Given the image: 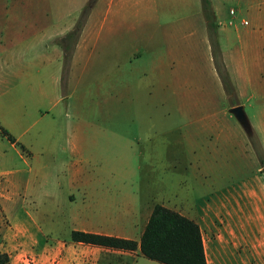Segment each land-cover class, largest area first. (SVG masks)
I'll use <instances>...</instances> for the list:
<instances>
[{
    "label": "rangeland",
    "instance_id": "rangeland-1",
    "mask_svg": "<svg viewBox=\"0 0 264 264\" xmlns=\"http://www.w3.org/2000/svg\"><path fill=\"white\" fill-rule=\"evenodd\" d=\"M209 1L217 54L225 71L222 50H233L244 31L253 30V35L244 37V42L256 47L248 71L264 83V67L257 68L251 60L255 56L264 60V0ZM88 2L0 0V7L10 9L0 12V179L9 181L11 192L27 195L24 202L13 196L14 203L2 207L11 216L30 208L44 231L50 230L51 217L58 238H68L70 216L81 207L67 204L54 187L67 182L65 166L71 159L67 139L76 125L82 128L87 147L82 178L101 199L87 208L86 215L92 216L90 227L136 238L144 225V208L150 203L169 204L170 196L176 201L200 202L222 192L247 199V193L255 189L256 176L264 177L260 163L264 149L255 132L246 133L228 111L239 96L228 72L233 91L227 93L223 86L219 73L224 71L217 69L213 58L201 0L141 3L139 12L152 20L146 24L154 36L148 49L140 47L139 58H132L131 63L115 56L100 61L93 51V56L84 58L82 72L79 65L70 69L71 57L64 58L61 46L64 35L59 36L63 31L51 27L65 24L70 31ZM242 20L247 24L241 25ZM38 28L46 31L40 33ZM118 64L120 70L115 71ZM182 81L192 92L184 100L173 94ZM191 96L200 105L205 98L214 99V105L188 110L186 101ZM245 113L254 123L257 105L253 97ZM226 119L246 133L247 146L234 132L230 139L215 136L218 129L211 122ZM190 139L198 142L194 151ZM208 148L213 151L201 158ZM199 162L206 166L197 168ZM259 165L261 174L257 173ZM2 207L0 234L6 224ZM0 260L8 261L7 254L0 252ZM105 261L127 264L128 257L108 253Z\"/></svg>",
    "mask_w": 264,
    "mask_h": 264
},
{
    "label": "crops",
    "instance_id": "crops-1",
    "mask_svg": "<svg viewBox=\"0 0 264 264\" xmlns=\"http://www.w3.org/2000/svg\"><path fill=\"white\" fill-rule=\"evenodd\" d=\"M144 2L146 0H96L74 45L70 69L79 65L83 72L86 67L85 59L93 56V51L96 53V59L100 61L109 56L111 58L115 56L122 62L131 63L132 58H139L140 55L136 54V51L140 47L148 49L154 38L146 25H150L149 23L152 22L151 16H146V12L141 15L138 9V6ZM144 8L146 9L145 6ZM0 10H4L0 12H5L10 9L0 7ZM230 14L232 15L234 12ZM244 21L246 20L241 21V25L247 24ZM228 24L233 25L231 22ZM224 26L226 25L224 24ZM55 27L63 31L59 35L62 36L68 32L70 26L65 27L64 24L62 27H57L54 25L51 28L55 29ZM37 31L44 33L46 30L38 28ZM253 33V30L246 29L243 37H240V44L235 46L233 50L224 48L226 51L222 50V57L239 96L235 105L240 104L245 110L250 97L255 99L257 105L256 119L254 123L248 119L249 129L245 132H255L256 138L264 149V83L260 84L257 77L248 71L250 55L256 50V47L253 44H248L247 41L244 42V37L248 38ZM224 38L228 39V36ZM61 54L60 48L58 58ZM251 60L252 65L257 68L260 64L264 67L263 59L255 56ZM80 64L82 65L80 66ZM116 67L115 71H119L121 65L118 64ZM179 77H182V74ZM179 77L176 75L174 78L178 80ZM186 84L185 81H182L180 86L174 88L173 94L177 97L182 95L183 100L189 92L192 94L188 88L184 87ZM248 90L251 91V96L248 94ZM212 102L214 103V99L210 101V98H205L202 105L211 104L213 106ZM186 105L188 110H197L202 106L200 101L192 96L188 97ZM235 105L231 103L230 107ZM211 126L217 127L218 130L215 134L217 138L221 136L230 139L237 134L240 141H243L247 146L246 133H243L241 129L239 130L238 125L231 119L213 120ZM81 130L80 125H76L67 139L71 157L65 166L67 182L65 184L56 183L54 187L60 196H63L67 204L81 207L70 216L72 225L69 227L67 239L58 238L54 230L56 226L51 217L48 218L51 228L44 231L33 213L34 211L30 208H25L22 215L11 216L9 211L3 208L4 205L8 202L14 203L13 196L22 198L21 200L24 202L23 199H26L27 195L26 193L11 192L9 181L0 179V205L3 206L2 212L6 221L0 234V252L7 254L8 261L6 264H28V260H32V264H104L106 262L105 254L108 253L128 257L127 264H160L154 261H143L144 256L141 255L139 249L125 251L71 240V232L80 230L138 241L153 206L157 204L153 202L144 208V225H142L136 238L129 234L88 226L92 216L86 215L87 208L94 200L96 204H100L101 199L96 190H90L89 184L82 178L86 172L85 152L87 147ZM232 132L235 135H231ZM15 142L16 140L11 143L14 144ZM189 143L193 151L195 147H198V142L195 139H190ZM206 150L208 153H203L201 158L206 157L210 151H213V148ZM199 164L201 163H198L197 168L206 166H199ZM260 170L261 166L259 165L257 173L261 174ZM253 183L255 189L253 188L247 193V199L222 192L216 198L211 197L200 202L196 199L176 201L170 196L168 198L169 204L164 201L158 204L178 211L199 225L206 264H264L263 175L256 176ZM31 202L34 203L35 200L32 198ZM50 233L53 235L51 238L48 237Z\"/></svg>",
    "mask_w": 264,
    "mask_h": 264
},
{
    "label": "trees",
    "instance_id": "trees-1",
    "mask_svg": "<svg viewBox=\"0 0 264 264\" xmlns=\"http://www.w3.org/2000/svg\"><path fill=\"white\" fill-rule=\"evenodd\" d=\"M95 1L96 0H89L71 30L62 36L63 43L61 46L64 58L70 59L73 46L78 39L86 16ZM201 6L209 32L213 58L217 65V69L219 71L223 69L224 71H221L219 75L228 93L229 89L232 90V85L227 78V72L222 65L221 58H218V46L214 32V14L210 1L201 0ZM66 39L68 44L65 41ZM235 104H237V102L232 103V105ZM1 133L6 135L7 138H11L5 129H1ZM250 135L252 138L253 133H250ZM256 144L260 149L258 140ZM260 163L264 164L263 158H260ZM70 238L75 242L98 245L110 249L125 251L139 249L142 256L161 264H206L199 225L178 211L158 203L153 206L138 241L130 238L80 230H73ZM6 263V260H0V264Z\"/></svg>",
    "mask_w": 264,
    "mask_h": 264
},
{
    "label": "water",
    "instance_id": "water-1",
    "mask_svg": "<svg viewBox=\"0 0 264 264\" xmlns=\"http://www.w3.org/2000/svg\"><path fill=\"white\" fill-rule=\"evenodd\" d=\"M229 113H231L235 119L238 121V123L246 130L249 129V121L247 118V115L245 113V110L242 105L238 104L235 106H232L229 108Z\"/></svg>",
    "mask_w": 264,
    "mask_h": 264
},
{
    "label": "built area",
    "instance_id": "built-area-1",
    "mask_svg": "<svg viewBox=\"0 0 264 264\" xmlns=\"http://www.w3.org/2000/svg\"><path fill=\"white\" fill-rule=\"evenodd\" d=\"M229 12H230V13H233L234 11H233V10H230ZM244 23H246V21H244ZM32 263H33L32 260H28V264H32Z\"/></svg>",
    "mask_w": 264,
    "mask_h": 264
},
{
    "label": "flooded vegetation",
    "instance_id": "flooded-vegetation-1",
    "mask_svg": "<svg viewBox=\"0 0 264 264\" xmlns=\"http://www.w3.org/2000/svg\"><path fill=\"white\" fill-rule=\"evenodd\" d=\"M92 8V7H91ZM84 25V24H83ZM82 30V29H81ZM81 32V31H80Z\"/></svg>",
    "mask_w": 264,
    "mask_h": 264
}]
</instances>
